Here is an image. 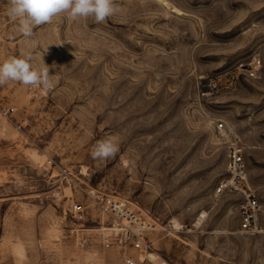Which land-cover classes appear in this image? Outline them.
<instances>
[{
	"label": "rangeland",
	"instance_id": "obj_1",
	"mask_svg": "<svg viewBox=\"0 0 264 264\" xmlns=\"http://www.w3.org/2000/svg\"><path fill=\"white\" fill-rule=\"evenodd\" d=\"M114 4L103 23L61 13L24 37L0 0V62L29 52L53 83L0 85V264H121L103 248L110 218L94 189L156 227L153 259L264 264V0ZM254 58L256 77L240 74L233 87L226 74L218 92L203 88ZM229 130L259 199L257 234L239 230V196L216 192ZM110 136L119 151L93 159Z\"/></svg>",
	"mask_w": 264,
	"mask_h": 264
},
{
	"label": "built area",
	"instance_id": "obj_2",
	"mask_svg": "<svg viewBox=\"0 0 264 264\" xmlns=\"http://www.w3.org/2000/svg\"><path fill=\"white\" fill-rule=\"evenodd\" d=\"M259 66L260 60L257 58L249 64L240 62L233 71L209 78L205 81L206 85L203 88L218 92L223 79L227 76V80L235 87L240 74L245 73L248 77L254 78L257 76ZM9 110L15 112L17 109L11 107ZM218 129L226 130L224 123H220ZM226 137L228 142L227 174L218 183L216 192L218 194L231 192L239 196V230L247 234H257L263 230L258 222L260 203L255 190L247 180L244 148L235 131H227ZM90 194L93 202L103 207L110 218V224L106 229L108 231L101 239L103 248L118 250L121 264H173L164 258L153 259L151 257V253L154 252L151 251L148 235L155 227L131 209L126 200L96 189ZM69 211L75 218L82 220L85 217L86 208L80 202H72Z\"/></svg>",
	"mask_w": 264,
	"mask_h": 264
},
{
	"label": "clouds",
	"instance_id": "obj_3",
	"mask_svg": "<svg viewBox=\"0 0 264 264\" xmlns=\"http://www.w3.org/2000/svg\"><path fill=\"white\" fill-rule=\"evenodd\" d=\"M117 11L114 0H9L7 15L17 22L19 33L31 37L35 26L49 23L61 13H67L72 19L94 17L96 22L103 23ZM31 60V54L22 51L20 57L0 62V85L15 81L50 90L53 83L49 68L46 65L38 67ZM118 151V139L110 136L97 142L91 156L93 159L106 160L114 157Z\"/></svg>",
	"mask_w": 264,
	"mask_h": 264
},
{
	"label": "bare ground",
	"instance_id": "obj_4",
	"mask_svg": "<svg viewBox=\"0 0 264 264\" xmlns=\"http://www.w3.org/2000/svg\"><path fill=\"white\" fill-rule=\"evenodd\" d=\"M160 1H164V0H160ZM39 158L41 159V157H39ZM173 228L176 230H179L180 224L178 221H174ZM155 229H156V227H155Z\"/></svg>",
	"mask_w": 264,
	"mask_h": 264
}]
</instances>
